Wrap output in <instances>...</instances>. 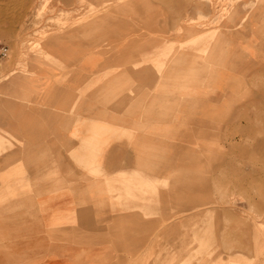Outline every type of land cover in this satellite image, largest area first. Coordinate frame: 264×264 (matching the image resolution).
<instances>
[{"label": "rangeland", "instance_id": "rangeland-1", "mask_svg": "<svg viewBox=\"0 0 264 264\" xmlns=\"http://www.w3.org/2000/svg\"><path fill=\"white\" fill-rule=\"evenodd\" d=\"M114 30L124 73L95 97L108 104L107 118L122 120L121 170L82 176L90 193L108 196L95 205L121 216L120 230L88 235L98 257L264 264V58L237 48L249 40L264 52V0H0L9 63L27 66L47 40ZM90 146L76 161L101 165ZM72 238L58 231V242Z\"/></svg>", "mask_w": 264, "mask_h": 264}, {"label": "crops", "instance_id": "crops-1", "mask_svg": "<svg viewBox=\"0 0 264 264\" xmlns=\"http://www.w3.org/2000/svg\"><path fill=\"white\" fill-rule=\"evenodd\" d=\"M113 32L47 40L43 56L33 53L27 66L8 60L0 66V264H107L88 235L120 230L121 216L112 206L95 205L108 196L97 189L90 193V180L82 176L121 170L122 120L118 114L107 118L108 104L95 97L124 73L122 35ZM237 48L251 59L264 58L249 40ZM114 107L121 112V102ZM89 144L99 147L101 165L90 157L76 161L90 155ZM48 230L49 246L37 247ZM58 231L72 240L58 242ZM37 250L46 252L37 257Z\"/></svg>", "mask_w": 264, "mask_h": 264}, {"label": "built area", "instance_id": "built-area-1", "mask_svg": "<svg viewBox=\"0 0 264 264\" xmlns=\"http://www.w3.org/2000/svg\"><path fill=\"white\" fill-rule=\"evenodd\" d=\"M10 56V47L6 43L0 41V66Z\"/></svg>", "mask_w": 264, "mask_h": 264}]
</instances>
